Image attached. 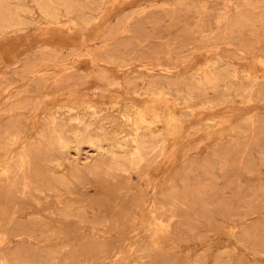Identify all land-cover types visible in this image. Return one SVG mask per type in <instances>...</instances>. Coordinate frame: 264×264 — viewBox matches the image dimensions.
<instances>
[{
	"label": "rangeland",
	"instance_id": "374dc122",
	"mask_svg": "<svg viewBox=\"0 0 264 264\" xmlns=\"http://www.w3.org/2000/svg\"><path fill=\"white\" fill-rule=\"evenodd\" d=\"M0 170V264H264V0H0Z\"/></svg>",
	"mask_w": 264,
	"mask_h": 264
},
{
	"label": "bare ground",
	"instance_id": "6f19581e",
	"mask_svg": "<svg viewBox=\"0 0 264 264\" xmlns=\"http://www.w3.org/2000/svg\"><path fill=\"white\" fill-rule=\"evenodd\" d=\"M6 10V9H5ZM245 12V11H244ZM234 14V13H233ZM232 15V14H231ZM61 16V15H60ZM240 17V16H239ZM88 19V18H87ZM231 19V18H230ZM87 23V22H86ZM214 79V78H213ZM85 108V107H84ZM108 113H109V111H107ZM88 113V112H87ZM140 121V117H136V120H135V123L137 122H139ZM129 124V123H128ZM135 129H138V125L137 126H135ZM17 132V131H16ZM6 134V133H5ZM15 135V134H14ZM13 138V137H12ZM137 136H134L133 138H132V141H136L137 140ZM126 139V138H125ZM129 140V139H128ZM11 142H13V141H11ZM60 143L61 144H64V142L63 141H60ZM129 144H130V142H128ZM120 144V143H119ZM11 146H12V144H11ZM97 146V145H96ZM115 146V145H114ZM9 147V146H8ZM132 147V146H131ZM12 148V147H11ZM133 149V148H132ZM100 152V151H99ZM8 153V152H7ZM6 153V154H7ZM6 156V155H5ZM93 161H94V159H93ZM0 171H2V170H0ZM109 185V184H108ZM110 186V185H109Z\"/></svg>",
	"mask_w": 264,
	"mask_h": 264
}]
</instances>
